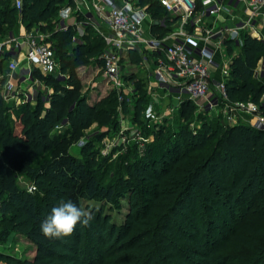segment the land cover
Listing matches in <instances>:
<instances>
[{"label": "trees", "instance_id": "trees-1", "mask_svg": "<svg viewBox=\"0 0 264 264\" xmlns=\"http://www.w3.org/2000/svg\"><path fill=\"white\" fill-rule=\"evenodd\" d=\"M65 2L22 0L18 10L11 0H0V39L18 17L27 29L50 30L51 37L44 40H52L51 51L64 75L60 79L33 68L32 78L52 91L46 97L38 93L34 104L15 107L3 101L0 79V239L23 236L34 251L31 257L10 259L12 264H264V129L242 120L223 123L221 115L196 114L194 101L183 97L172 114L174 126L156 124L150 129L154 138L141 154L125 159L122 153L124 169L107 184L100 181L92 139L80 157L71 153L92 124L109 130L119 124L115 91L91 99L77 73L81 66H102L104 39L89 28L80 36L73 26L53 28ZM137 4L146 6L153 20L150 31L157 38L179 20L159 0ZM233 42L223 40L230 54ZM10 55L3 53L0 66ZM263 56L264 41L244 31L228 65L225 89L230 102L252 101L264 108V78L253 72ZM125 79L137 94L133 122L143 126L144 82L135 72ZM118 104L126 113L125 94ZM195 120L196 129L190 127ZM19 177L34 189L28 191ZM122 198L127 212L118 224L103 206L83 205L96 201L120 210ZM62 199L73 200L92 219L86 226L78 222L65 237H45L41 221Z\"/></svg>", "mask_w": 264, "mask_h": 264}, {"label": "built area", "instance_id": "built-area-1", "mask_svg": "<svg viewBox=\"0 0 264 264\" xmlns=\"http://www.w3.org/2000/svg\"><path fill=\"white\" fill-rule=\"evenodd\" d=\"M74 1L77 2L76 10H79V2L82 0ZM136 1L121 0V3H118L117 0H97L93 3L96 16L104 21L107 27V30L102 32L106 44L100 54L101 68L106 79L116 87L120 86L122 79L119 61L125 52L141 49V42H143L147 44L145 46L147 56L143 54L147 59L149 55L157 52V55L153 54L154 67L150 77L155 84L166 86L169 91H174L178 102L183 97H187L197 106L214 111L221 105L224 117L228 121L236 122L238 114L255 128L264 129V108H260L258 103L252 101L230 102L228 100L225 89V81L229 75L228 64L222 66L221 78L217 82L213 81L212 68L217 66L213 59V51L201 46L198 52H195L196 44L185 28L188 24L200 27L204 16H212L227 8L217 0H199L200 9H197L196 0H159L172 16L179 17L178 22L170 28L168 34L180 37L181 40L166 44L165 38L143 36L144 20L147 18L149 22L152 20L146 6L138 5ZM11 3L20 10L22 0H11ZM242 3L245 18H240L232 25L216 29L205 27L202 29L205 32L203 40L208 42L214 37L236 40L247 29L259 36L260 33L254 21L258 18L264 19V0H242ZM81 7L83 9L81 12L88 10L87 3H83ZM197 10L199 12L195 14ZM20 42L18 36L11 32L0 39V58L5 51L11 53L10 58L8 57L9 61L4 66H0V79H4L1 94L9 100L10 105L12 100L20 99L19 96L23 94L22 88L13 82L15 67L19 64L18 58L17 60L14 58V53L20 49ZM25 42L27 46L22 59L27 64V76H31L33 68H38L45 74L52 72L56 61L50 44L38 39L32 32L26 35ZM262 59L253 71L255 77L264 78V59ZM261 102L264 104V91ZM33 189V184L27 186L28 191Z\"/></svg>", "mask_w": 264, "mask_h": 264}, {"label": "rangeland", "instance_id": "rangeland-1", "mask_svg": "<svg viewBox=\"0 0 264 264\" xmlns=\"http://www.w3.org/2000/svg\"><path fill=\"white\" fill-rule=\"evenodd\" d=\"M90 10L91 9L88 8V12ZM58 15L62 16L63 12L59 13ZM205 17L206 16H204L203 18L205 19ZM93 19L94 21H92V24L96 23V24L104 25V21L102 20L100 21L99 18L98 19L93 18ZM20 21H21L20 17H18L17 21L12 25H10V29H13L17 25H19ZM55 21L58 22V18H56ZM56 26H57L56 23L53 22V28H56ZM186 27L188 26L186 25ZM42 32L46 33L47 36L46 39L51 37L50 30L47 31L42 30ZM248 32L251 35L254 36L256 35L255 37L264 41V36H262V34L257 36V34L255 33L252 34V30H248ZM7 34L8 33L6 31V33L3 34L2 37H4ZM241 35L238 39L234 40V42L232 43V49L234 52L238 51L240 48ZM98 36L99 35L96 36L97 39H99ZM224 39L225 38H223V40ZM46 42L50 44V47L52 46V40L50 41L47 40ZM104 44H106L105 41ZM146 45L147 44L141 42V49L125 52L123 58L119 61V69H120L122 84L118 87H116L114 84H112L106 79L103 73V69L101 67L99 68V66L98 67L92 66L93 68H89V70L88 69L86 70L85 68L80 69L82 73V81H83L82 91L87 92L92 99L95 100L96 98H99L98 96L99 94L105 95L110 91V89L114 90L117 95L116 96L117 101L114 104L116 107V113H117L116 117L119 124L118 129L109 130V128L106 127H102V128L98 127L94 123L85 130L84 136L77 143H75L70 149L72 154L80 157L81 149L83 145L88 140L92 139L94 141L93 142L94 148L97 150V159L100 163L99 177L102 184H107L109 181L114 180L113 178L116 177L115 175L123 171L124 168L122 167V164L125 162V159H132L135 156L134 154L135 152L138 151L141 154L144 151L143 149L144 145L148 142H151L154 138L153 133L150 132V129L154 128L156 124H165L170 127L174 126L172 114L174 113V111H176L179 102L176 99L175 92L169 91V89L166 86H160L155 83L154 84L152 83V85L150 84L151 83L150 74L152 72L153 67L150 68L147 67V63L149 64L151 62H149L147 57H145L147 56L146 53L147 50H145ZM143 54H145V56ZM54 55L56 54L54 53ZM229 56L230 55L228 54L227 51L223 52L224 59L229 60L228 58ZM124 57L126 58L127 61L126 63L125 61H123ZM9 58L7 57L3 61V63L6 64V62L9 61ZM261 58L259 60H261ZM55 61H56V66L52 70V73L57 74L58 77L62 79L64 75L59 71V63L56 56H55ZM128 61L130 63H128ZM18 62L20 61L18 60ZM131 72H135L138 75V78H141L144 82L146 102L144 103L143 112L141 114V119L143 120V126L139 124H135L133 122V112H134L133 103L137 94H135L136 92L134 90L132 81H127L125 79V76H127ZM24 75H26V72L24 70H21L19 76L22 77ZM21 85H22L21 87L23 88V94L21 95L19 94L20 99L18 98L17 100H12L11 105L8 103L9 100L5 99L1 94V97L6 105L10 107L11 106L15 107L26 101H30L31 103L34 104L33 100L35 99L38 93H42V95L46 97V95L52 91L49 86L44 85L37 79L34 80V78H32L31 76H29V78H26ZM122 94H125L127 97L128 110L126 113L122 112L121 107L118 104V101L120 102V100H122ZM17 102L19 103L16 104ZM222 109L223 107L221 105H219L215 111L209 110L208 108H201L197 106V108L195 109V113L204 114L210 118L221 115V117L223 118V119L221 118V121L223 123L225 121L227 123L234 124L241 120L246 122L238 114L236 115V119H235L236 122L228 121L224 117ZM10 111H11L10 112L11 117L13 119L16 118L15 114L13 113V110ZM198 126L199 123L196 120L193 123H190V127H193L194 129H196L195 127ZM104 130H106L105 136H103V138L101 139H97L98 134L103 132ZM122 153L126 154L125 159L123 156H121L123 155ZM18 181L19 183H21L26 187L32 184L22 177H19ZM121 203L122 206L120 210L109 206V204L107 203L96 202V201H90V202L85 201L83 205L96 206V207L103 206L104 212L110 215L111 221H114L115 223L118 224L122 222L124 215L127 212L126 198H122ZM0 253L8 255V257L6 258H0V264H12L10 259L31 257L34 251L32 244L29 243L26 240V238L20 235L17 236L10 235L6 239H0Z\"/></svg>", "mask_w": 264, "mask_h": 264}, {"label": "crops", "instance_id": "crops-1", "mask_svg": "<svg viewBox=\"0 0 264 264\" xmlns=\"http://www.w3.org/2000/svg\"><path fill=\"white\" fill-rule=\"evenodd\" d=\"M95 1H97V0H82L81 2H79L80 9L76 10L77 2H75L74 0H66L65 4L59 9L58 14L63 12V15L57 16V18H58L57 27L59 26L60 28L62 27V29H65L67 26H73L77 31V33H76L77 36H80L82 34H86V29L89 28L91 30L90 33H94V35H100L103 38L102 32H105L107 30L106 25L105 24L104 25L103 24H96V23L92 24V21H94L93 18L98 19V17L95 14V11L93 9V3ZM217 1H219V3H221L227 9L222 10V11H220L217 14H214L212 16L207 15L205 17V19L202 18V22H201L200 27L195 26V25L193 26L191 24H188L187 25L188 27H186V31L192 36L191 38L193 39L194 43L196 44L195 45V47H196L195 52H198V49L201 46L208 47L210 50L213 51V59L217 65L216 67L212 68V77H213L212 80L213 81H217L221 78L222 66L224 67L226 64L229 65L231 60H232V57L238 51H235V52L233 51L231 54L228 53L230 55L228 57L229 60L224 59L223 58V52L226 51V48H225V45L223 43L222 37H214L210 41L205 42L203 40L205 32H204V30L202 31V29H204L205 27H212V28L216 29V28H220L222 26H229V25H232V23H234L235 21L239 20L240 18H245V13L242 11V7H243L242 0H217ZM117 2L121 3V0H117ZM81 3L82 4L87 3L88 8L92 10V11L90 10L92 13L90 11L88 12V10H86V9H85V12L83 11L84 13L81 12L83 10V9H81L82 8ZM197 12H198V10H197ZM197 12L195 14H197ZM77 14H82L84 16V18L82 17V19H78ZM89 18H91V19H89ZM150 19H151V17H150ZM99 20L101 21V19H99ZM152 23H153V20H152V22H149L148 18L146 20H144V22H143L144 33L143 34L145 37H148V38H154V37L157 38L150 31V27H151ZM162 23L163 22H161V24ZM254 25L257 28V31H259V33L262 34V36H264V19H259V18L256 19V21H254ZM171 27L172 26H170V28ZM248 30L249 29H247L246 31H248ZM10 32L17 35L18 39L21 41L20 42V49L18 51H16V53H14V56H15L14 58L16 60L18 58V60L20 62L15 67V76L13 78V82L19 88H22L21 84L23 83V81L26 78H29V76L27 77V64L22 59L24 52L26 51V46H27L26 42H25L26 35L29 34L30 32H32L38 39H42V40L46 39L47 36H46V33H43L41 30H39L38 28H36L34 26L31 27L30 29H27L25 27V25L23 23H21V21L19 22V25H17L15 28L11 29ZM163 38H165L164 43H166V44L173 42V41L181 40L180 37L172 36L168 33ZM153 54L149 55V57H148V61L151 62L149 64L147 63L148 68L154 67ZM155 54L157 55V53H155ZM262 58L264 59V56ZM123 61H125V63L127 62L125 57H124ZM128 63H130V62L128 61ZM257 64H258V62H257ZM4 65H5V63H3L2 66H4ZM92 66L98 67L96 64H93V65H88V66H81L77 69V73L80 76L81 80H82V73H81L80 69L85 68L86 70L87 69L89 70V68H93ZM99 68H100V66H99ZM21 70H24L26 72V75H24L22 77L19 76V73ZM152 83L154 84V81L151 78L150 84L152 85ZM22 90H23V88H22ZM98 96L101 97L103 95L99 94ZM96 99H98V98H96Z\"/></svg>", "mask_w": 264, "mask_h": 264}, {"label": "clouds", "instance_id": "clouds-1", "mask_svg": "<svg viewBox=\"0 0 264 264\" xmlns=\"http://www.w3.org/2000/svg\"><path fill=\"white\" fill-rule=\"evenodd\" d=\"M91 219V213L76 202L71 199H62L41 221L40 230L45 237L62 238L72 233L78 222L86 226Z\"/></svg>", "mask_w": 264, "mask_h": 264}]
</instances>
